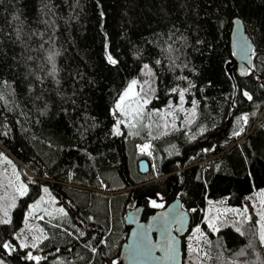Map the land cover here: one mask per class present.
Wrapping results in <instances>:
<instances>
[{"label": "trees", "instance_id": "obj_1", "mask_svg": "<svg viewBox=\"0 0 264 264\" xmlns=\"http://www.w3.org/2000/svg\"><path fill=\"white\" fill-rule=\"evenodd\" d=\"M236 17L255 46L246 75L227 70ZM145 63L146 110L175 108V124L117 131L116 102ZM0 151L27 186L0 222V264H120L141 197L143 219L177 197L194 210L185 261L264 264L251 208L264 189V0H0ZM209 202L250 213L214 230ZM32 206L44 238L28 257L15 234Z\"/></svg>", "mask_w": 264, "mask_h": 264}, {"label": "rangeland", "instance_id": "obj_2", "mask_svg": "<svg viewBox=\"0 0 264 264\" xmlns=\"http://www.w3.org/2000/svg\"><path fill=\"white\" fill-rule=\"evenodd\" d=\"M155 83L156 79L152 69L148 64H143L139 75L130 82L116 102L115 110L118 115L117 131L139 127L135 130L137 135H140L148 132L145 124L152 125L154 129L159 131L165 130L168 126H174L177 119L175 108L164 110L158 114L146 110V105L155 88ZM125 93H128V95L125 96ZM178 110L182 114L187 111L189 113L193 112V110H186L183 106H180ZM144 144L138 145V151L151 157L153 155L152 143L147 141ZM148 148L150 149V154H146ZM25 172L31 175L27 170ZM26 187L16 163L4 151H0V222H8L11 219L12 209L17 202V198L26 193ZM251 208L258 215L260 232L263 233L264 189L259 190L251 197ZM32 210L33 206L27 212L22 228L15 234L21 248L29 247L28 257L35 255L33 249L39 240L44 238V231L31 218ZM193 211L191 210V212ZM205 213L207 224L216 230L222 222L240 220L242 217L246 218L250 213V206L247 204L245 208L237 209L226 204L209 202ZM197 233V228H194L192 236H188V239L191 241ZM184 264L200 263L196 262L194 258L190 261H185L184 256Z\"/></svg>", "mask_w": 264, "mask_h": 264}, {"label": "water", "instance_id": "obj_3", "mask_svg": "<svg viewBox=\"0 0 264 264\" xmlns=\"http://www.w3.org/2000/svg\"><path fill=\"white\" fill-rule=\"evenodd\" d=\"M230 39L233 61L227 64V70L232 74L235 68L240 75H246L253 62L255 46L239 17L233 20ZM139 167L142 173H146L150 163L142 159ZM143 214L141 197L125 213V224L129 232L120 249V264H184L183 238L190 230L191 210L186 209L177 197L146 219H143ZM40 258L42 256L38 254L35 260Z\"/></svg>", "mask_w": 264, "mask_h": 264}, {"label": "snow or ice", "instance_id": "obj_4", "mask_svg": "<svg viewBox=\"0 0 264 264\" xmlns=\"http://www.w3.org/2000/svg\"><path fill=\"white\" fill-rule=\"evenodd\" d=\"M109 60H110V62L115 63V61H113V60L111 59V57H109ZM133 83H135V82H133ZM127 95H128V93H125V96H127ZM245 95H247V93H245ZM248 98L251 99L250 96H249ZM117 107H119V105H117ZM242 119H245V120H246V117H243ZM145 147H147V146H145ZM21 194H23V193H21ZM153 206H154V207H160L161 205H157V204L154 203ZM61 211H62V210H61ZM5 222H6V221H5ZM197 231H199V229H197ZM261 240L264 241V234L261 235ZM4 247L7 248V247H9V245L6 244V245H4Z\"/></svg>", "mask_w": 264, "mask_h": 264}, {"label": "bare ground", "instance_id": "obj_5", "mask_svg": "<svg viewBox=\"0 0 264 264\" xmlns=\"http://www.w3.org/2000/svg\"><path fill=\"white\" fill-rule=\"evenodd\" d=\"M145 145V144H144ZM142 147V146H141ZM147 153H149L150 154V149L148 148V151H146Z\"/></svg>", "mask_w": 264, "mask_h": 264}]
</instances>
